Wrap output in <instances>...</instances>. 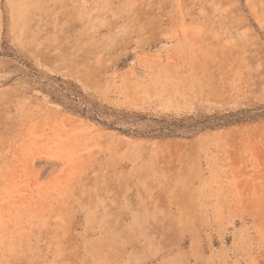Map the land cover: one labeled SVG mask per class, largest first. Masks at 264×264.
I'll list each match as a JSON object with an SVG mask.
<instances>
[{
	"label": "rangeland",
	"instance_id": "obj_1",
	"mask_svg": "<svg viewBox=\"0 0 264 264\" xmlns=\"http://www.w3.org/2000/svg\"><path fill=\"white\" fill-rule=\"evenodd\" d=\"M0 264H264V0H0Z\"/></svg>",
	"mask_w": 264,
	"mask_h": 264
}]
</instances>
